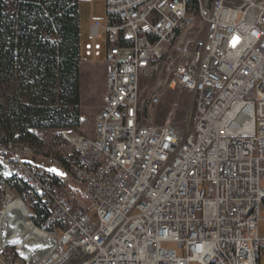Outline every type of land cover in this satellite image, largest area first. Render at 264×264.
<instances>
[{
    "label": "built area",
    "instance_id": "2783aa9c",
    "mask_svg": "<svg viewBox=\"0 0 264 264\" xmlns=\"http://www.w3.org/2000/svg\"><path fill=\"white\" fill-rule=\"evenodd\" d=\"M105 1L108 25L91 26L108 45L99 142L56 131L60 161L38 163L0 139L16 170L2 190L23 185L47 212L54 246L37 264H259L264 0ZM168 92L190 98L185 128L175 108L155 121Z\"/></svg>",
    "mask_w": 264,
    "mask_h": 264
},
{
    "label": "trees",
    "instance_id": "16d2710c",
    "mask_svg": "<svg viewBox=\"0 0 264 264\" xmlns=\"http://www.w3.org/2000/svg\"><path fill=\"white\" fill-rule=\"evenodd\" d=\"M80 34L79 0H0V139L40 148L33 131L79 129ZM2 184L0 165V204ZM33 212L41 228L47 212Z\"/></svg>",
    "mask_w": 264,
    "mask_h": 264
},
{
    "label": "rangeland",
    "instance_id": "374dc122",
    "mask_svg": "<svg viewBox=\"0 0 264 264\" xmlns=\"http://www.w3.org/2000/svg\"><path fill=\"white\" fill-rule=\"evenodd\" d=\"M11 5V0H9ZM11 10V7H10ZM79 13H80V27H81V50H82V62L80 64V111H81V125L79 129L74 130L78 135L90 137L93 140L94 137V124L96 116L102 111L105 106V94H106V82L104 75V55L107 50L106 33L104 30L100 31L101 38L96 39L91 36V26L95 23H100L102 26L108 25L109 18L106 11L105 0H79ZM90 46L91 56L86 55L87 47ZM97 53L99 55H97ZM5 86L0 87V96L5 94L2 89ZM1 101V100H0ZM175 108L173 116V124L185 128L184 120L189 118L191 101L189 96H179L175 92H168L162 105L159 107L155 121L157 124H163L168 114ZM184 122V123H183ZM37 137L43 142L42 147L29 145L26 146V152L33 154V160L38 163L44 162V158L54 159L60 161V154L55 151L56 142L58 137L56 131H41ZM23 144L9 142L8 150L21 151ZM31 158L32 156H28ZM5 161L0 160L1 173L3 179H10L3 174V166ZM262 188H264V181L261 182ZM19 194L17 189L11 188L4 192L3 201L0 204V211H3L7 201L21 200L22 195ZM10 199V200H9ZM24 202V201H23ZM29 216L26 218L28 222L31 220L30 211L31 207L24 202ZM27 212V213H28ZM33 212V211H32ZM34 213V212H33ZM91 218L96 221L94 213ZM36 227V226H35ZM38 228V227H37ZM259 236L264 238V209L261 213V220L259 222ZM34 248V245H31ZM163 249H176L177 246L174 243H163ZM37 256H39L37 254ZM2 260L5 264H27L20 254L19 248L12 246L7 247L2 253ZM190 264H200L196 261ZM259 264H264V248L261 252V260Z\"/></svg>",
    "mask_w": 264,
    "mask_h": 264
},
{
    "label": "bare ground",
    "instance_id": "6f19581e",
    "mask_svg": "<svg viewBox=\"0 0 264 264\" xmlns=\"http://www.w3.org/2000/svg\"><path fill=\"white\" fill-rule=\"evenodd\" d=\"M161 64H169L168 55H161ZM98 142L99 133H94L90 143ZM2 166L6 177L10 179L16 177V170L10 169L6 163ZM22 199L28 204L27 195H22ZM23 201L18 199L7 201L3 211H0V253L5 247L15 246L19 248L20 254L28 264H37L42 256L49 253L54 244L49 240L47 233L28 222L26 219L28 210ZM32 244L34 248L31 247Z\"/></svg>",
    "mask_w": 264,
    "mask_h": 264
},
{
    "label": "snow or ice",
    "instance_id": "6c2138e0",
    "mask_svg": "<svg viewBox=\"0 0 264 264\" xmlns=\"http://www.w3.org/2000/svg\"><path fill=\"white\" fill-rule=\"evenodd\" d=\"M236 39H237V41H238L239 38H236ZM234 46H235V45H234ZM51 171L55 172L57 175H60V176H63V175H64L63 173H60V172H58V171L55 170V169H52Z\"/></svg>",
    "mask_w": 264,
    "mask_h": 264
},
{
    "label": "crops",
    "instance_id": "0c3cea01",
    "mask_svg": "<svg viewBox=\"0 0 264 264\" xmlns=\"http://www.w3.org/2000/svg\"><path fill=\"white\" fill-rule=\"evenodd\" d=\"M81 35V34H80ZM81 37V36H80ZM89 49V50H88ZM87 53H86V55L88 56V57H90L91 56V52H90V46H88L87 47ZM98 55V54H97Z\"/></svg>",
    "mask_w": 264,
    "mask_h": 264
}]
</instances>
